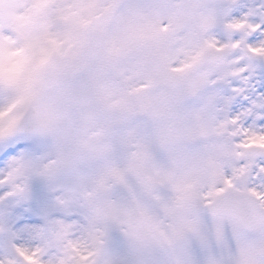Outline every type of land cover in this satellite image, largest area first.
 I'll return each mask as SVG.
<instances>
[{
  "label": "rangeland",
  "instance_id": "1",
  "mask_svg": "<svg viewBox=\"0 0 264 264\" xmlns=\"http://www.w3.org/2000/svg\"><path fill=\"white\" fill-rule=\"evenodd\" d=\"M206 2L123 0L101 38L93 35L90 21L113 0H4L17 10L7 21L0 15L5 50L25 40L40 8L71 17L86 33L84 48H65L38 90L40 123L54 127L69 149V209L103 234L100 249L134 243L139 264H264L263 228L243 233L229 220L209 221L175 191L195 185L196 197L206 202L225 185L241 189L233 176L250 172L240 162L235 129L220 114L211 81L190 76L200 53L189 12ZM208 27L201 18L200 30ZM176 73L184 80L171 87L167 79ZM137 91L140 105L127 111L126 93ZM9 149L16 150L5 155ZM45 151L42 140L27 136L0 141V170L20 155ZM249 188L264 202V183L250 178ZM175 207L179 212L173 215ZM134 209L147 212L149 222L131 224ZM62 215L70 211L58 213L50 190L34 179L27 196L0 203V250L21 234V242L33 243Z\"/></svg>",
  "mask_w": 264,
  "mask_h": 264
},
{
  "label": "snow or ice",
  "instance_id": "2",
  "mask_svg": "<svg viewBox=\"0 0 264 264\" xmlns=\"http://www.w3.org/2000/svg\"><path fill=\"white\" fill-rule=\"evenodd\" d=\"M213 18L217 26L208 42L228 64V71L213 82L215 102L235 129L240 162L250 166L253 182L264 183V0H220ZM4 63L0 47V141L23 135L37 142L39 137L29 122L34 123L38 113L37 93L48 56L41 54L31 66L25 61L7 71ZM15 150L9 149L5 155ZM26 160L27 156L20 155L0 170V188L7 184L19 193L28 190L21 182ZM0 197L8 198L2 190ZM68 211L70 215L52 220L50 233L46 227L41 229L31 244L21 242L22 234L7 241L0 250V264H46L49 258H58L61 264H100L103 234L81 212Z\"/></svg>",
  "mask_w": 264,
  "mask_h": 264
},
{
  "label": "clouds",
  "instance_id": "3",
  "mask_svg": "<svg viewBox=\"0 0 264 264\" xmlns=\"http://www.w3.org/2000/svg\"><path fill=\"white\" fill-rule=\"evenodd\" d=\"M219 3L220 0H207L204 5L191 9L189 12L192 17L193 43L200 53L199 63L192 70L190 76L198 77L203 74L211 81L212 86L214 80L220 79L228 71L226 59L222 58L219 52L211 47L208 42L210 35L217 26V21L213 18V12ZM16 10V6L6 4L4 0H0V15L3 16L5 21L12 19ZM201 18L208 19L209 27L207 30H200L199 22ZM59 21L64 22L62 29L58 28ZM52 37H55V39H52ZM86 38V33L71 17L60 15L56 10L50 11L47 8H40L33 17V23L27 30L25 40L12 48L3 49L5 55L4 69L6 71L10 70L25 61L30 62L29 66H31L41 54L47 55L48 63L43 69L41 88L50 68L65 55V48L71 47L74 52L76 49H83ZM56 41H63V44H57ZM12 49H18L19 51L13 52ZM213 91L215 90L213 89ZM29 127L46 145V151L41 156L27 157L21 182L28 186V190L19 193L15 188L5 184L0 190L8 198L0 197V203L7 204L11 199L27 196L32 181L39 178L50 190L57 212L63 213L69 210L66 200V191L70 187L72 176L71 166L66 160V153L69 149L59 143L54 127L44 128L41 126L38 114L34 123L29 122ZM45 169L44 174H41L42 170ZM175 191L177 199H191L195 203L197 191L195 185L188 192H185L182 187H177ZM57 201H63L64 204H57ZM218 210L221 212L230 211L227 199L218 205ZM46 228L50 233L53 228L52 220ZM136 256V245L134 243H123V246L118 249H113L109 245L106 248L99 249L98 260L100 264H139ZM46 264H61V261L58 258H49Z\"/></svg>",
  "mask_w": 264,
  "mask_h": 264
},
{
  "label": "water",
  "instance_id": "4",
  "mask_svg": "<svg viewBox=\"0 0 264 264\" xmlns=\"http://www.w3.org/2000/svg\"><path fill=\"white\" fill-rule=\"evenodd\" d=\"M113 13L114 8H110L104 15L99 16L95 20L94 27L96 33L110 20ZM175 79V83L180 80L179 77ZM138 98L139 95L135 97L132 105L133 108L136 106ZM226 199L230 211L221 212L218 210V205ZM192 207L197 213L213 220L230 218L245 231H252L256 229L259 224L264 226V206L260 204L257 197L248 194L247 190L244 192H236L232 189H227L213 201L206 204L196 198L195 203L192 202Z\"/></svg>",
  "mask_w": 264,
  "mask_h": 264
}]
</instances>
